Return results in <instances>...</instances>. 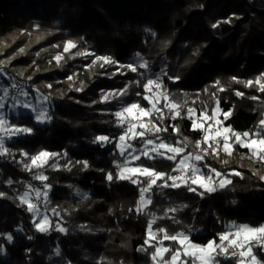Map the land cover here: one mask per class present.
Segmentation results:
<instances>
[{
  "label": "trees",
  "instance_id": "trees-1",
  "mask_svg": "<svg viewBox=\"0 0 264 264\" xmlns=\"http://www.w3.org/2000/svg\"><path fill=\"white\" fill-rule=\"evenodd\" d=\"M229 19L230 23H223ZM217 22H221L219 27L213 28L212 24ZM142 27L152 28L156 36H146ZM2 39L7 40L8 46H2L5 50L0 53V60L14 56L11 66L20 74L5 67L7 75H0V80L9 84L11 76L29 92L38 89L44 95L50 93L53 119L40 126L29 113L11 117V121L33 126L35 131L26 138L7 142L14 159L0 157V191L7 194L0 197V233H11L14 237V242L8 244L0 236V244L5 247V252L0 253V264H97L101 257L105 258L104 264H151L147 253L137 251L145 239L149 217L129 211L138 201V188L128 181H107L106 173L112 172L115 177L114 161L122 162L123 158L117 154L114 143L105 148L91 143L99 134H119L121 130L116 127L112 113L121 104L138 99L146 103L135 93L142 92L147 78L161 74V70L180 78L172 82L162 76L170 85L174 100L184 104L182 116L190 106L199 114L202 101L207 103L211 114L215 101L210 98V92L215 91L216 81L225 89L218 93L220 107L224 111L234 109L225 126L231 125L242 132L254 128L264 113V94L232 80L233 77L255 80L264 73V0H0ZM67 40L76 42L78 48L63 52ZM21 47L24 52L20 54ZM78 50L111 56L121 64L138 62L139 53L149 69H141L143 75H140L125 68L121 71L127 75L110 76L117 71L116 65L101 69L98 62L89 69L86 65L95 56L87 59L75 56ZM58 53L63 55L59 64L53 59ZM69 75H73V81L67 80ZM133 81H139V86ZM49 84L51 89L47 87ZM81 84L86 87L76 91ZM126 86L129 94L122 101L93 103L100 100L102 90ZM205 88L210 92L205 93ZM235 90L245 92L246 96L236 97ZM248 95H259L261 100H249ZM220 119L223 120L222 114ZM164 123L179 125L180 134H173L169 127L162 134L163 139L172 143L184 141L187 151L195 150V141L202 133L190 130L188 119H166ZM134 144L142 146L139 141ZM21 150L30 154L39 150L67 152V158L60 159L59 169H45L52 185L49 207L61 214L52 219L62 220L68 229L66 234L36 232L26 206H18L16 196L25 186L40 184L18 163L23 159ZM68 159L86 160L90 166L84 169L74 164L68 171L63 167ZM137 163L163 172H171L175 166L160 157ZM205 163L222 172L235 169L243 176L232 175V184L204 196L181 188L164 189L162 197L160 190H154V204L149 208L158 216L169 206L187 205L169 214L180 223L164 219L154 228L166 227L170 233L191 229L192 239L204 244L233 222L264 224V180L259 179V175H264V165L248 160L247 149L238 146L232 156L221 152L216 158L210 154ZM254 170L259 175H254ZM9 179L13 181L11 185L7 183ZM80 189L91 191L90 197L75 198ZM81 225L85 227L82 229ZM29 236L33 238L29 240ZM57 249L60 256L56 255Z\"/></svg>",
  "mask_w": 264,
  "mask_h": 264
},
{
  "label": "snow or ice",
  "instance_id": "snow-or-ice-1",
  "mask_svg": "<svg viewBox=\"0 0 264 264\" xmlns=\"http://www.w3.org/2000/svg\"><path fill=\"white\" fill-rule=\"evenodd\" d=\"M229 20L223 23H230ZM221 22L213 23L212 27L217 28ZM38 27V26H37ZM147 31V29L145 30ZM153 35H155L153 33ZM60 47V45H54ZM78 45L73 40H67L63 44V52L68 53L72 49H77ZM20 53L24 49L19 50ZM75 56L84 57L95 56L91 64L86 65L91 69L93 66L104 69L106 65H116L117 71L110 74L115 76L127 75L121 69L136 74L143 75L141 69H149V64L146 60L137 53L139 62L121 64L114 60L111 56H99L92 52L76 51ZM53 59L59 64L63 59V55L58 53ZM7 65L6 61L0 60V75H7L4 71ZM162 76H166L172 82L178 81V76H169L167 72L161 70V74L147 78L142 85V92L137 91L135 96L140 97L147 106L141 103V100H135L128 103H123L115 110L112 115L115 117V125L121 131L115 136L107 134L96 135L91 143L98 144L101 148L114 143V149L117 154L123 158L122 162H115L117 169L115 177L112 172L106 173V180L112 182L128 181L132 185L137 186L139 198L135 208H130V212L143 214L149 219L146 224V234L143 244L138 248V252L147 253L151 264H222V261H233L234 264H264V224L259 226H250L248 224H236L235 222L225 225L224 230L216 233L206 243H196L192 239V230L176 231L170 233L166 227H155L159 220L170 219L177 224L175 216H170V213H177L187 205L179 207L169 206L162 216H158L154 211H151L149 206L154 204V190H160L159 195L165 196L164 189H181L184 188L190 193L204 196L206 193L216 192L219 189H225L232 184V175L242 177L243 174L233 169L231 172H222L210 164L205 163L206 157L210 154L213 157L219 158L223 152L227 156H232L238 146L240 149H247V159L253 163L264 165V113L260 114L254 128L237 131L231 125L225 126V122L231 117L233 108L224 111L220 107L219 92L225 91L220 87V81H216L213 85L215 91L205 88V93L210 92V98L215 101V107L211 108L209 114L208 105L206 102H201L202 107H187L186 115L182 116L184 104L177 103L169 93L164 84ZM10 85H0V157L15 158L12 149L6 146L8 141L19 140L34 134V127L23 123H17L14 120L10 121L7 118L5 111L6 106L13 113L17 109L28 110L32 114V118L37 124L50 123L53 119L49 110L51 103V94L44 95L36 91L35 103L32 96L25 86L20 84L14 77H10ZM28 79H31L29 77ZM68 81H73V75L67 77ZM235 83L241 84L244 88L254 89L257 93L264 94V73H261L255 80H240L232 78ZM139 86V81H133ZM51 89L52 85H47ZM86 85L81 84L76 91H82ZM129 89H114L111 91L101 92L100 100L93 103L110 104L112 101H122L128 96ZM234 95L238 98H244L246 93L240 90H235ZM199 97V93H197ZM247 98L252 101H260L259 95H248ZM79 102V101H78ZM195 103V102H193ZM22 115V113H20ZM223 115V120L219 119ZM177 118H186L191 122L190 130H199L201 138L195 141V150L187 151L188 145L181 140L175 143L168 142L162 138L163 133H167L171 127L173 134H180V127L176 124L165 126V120L170 119L175 121ZM185 141L187 137L184 138ZM139 141L142 145L140 148L134 146V142ZM67 152H52L48 150H39L35 154H30L27 151H20V156L23 158L18 163L23 164V170L32 174V179L39 181L41 187H37L31 183L25 186V190L16 196L20 207H24L25 211L31 214V223L36 232L47 234L51 231L66 234L68 229L63 226L62 220L53 221L52 217H60V212L56 208H50L51 204L49 193L52 190V185L48 183L49 177L45 174L46 168L57 170L61 167L60 159L67 158ZM157 157L166 159L174 163L171 172L158 171L153 167L147 166L144 163H137L142 159L155 160ZM179 158V159H178ZM244 156L241 157L243 159ZM50 161H52L50 163ZM227 163V161H223ZM80 164L84 169L90 165L88 161H71L66 160L63 165L68 171H71L70 165ZM103 171V170H101ZM254 175H259L258 171L253 172ZM259 179L264 180V175H259ZM9 185L13 183L11 179L7 181ZM7 194L0 191V197H5ZM81 198H87V194H80ZM51 213V215H49ZM85 226L81 225L83 229ZM17 231L22 232V228H17ZM8 244L14 242V237L11 233L3 234ZM31 240L33 237H27ZM165 241L169 242L165 245ZM151 250V251H150ZM256 250H259V254ZM5 252V247L0 244V253ZM56 255L60 256L59 249L56 250ZM104 257H101L97 264H104Z\"/></svg>",
  "mask_w": 264,
  "mask_h": 264
},
{
  "label": "rangeland",
  "instance_id": "rangeland-1",
  "mask_svg": "<svg viewBox=\"0 0 264 264\" xmlns=\"http://www.w3.org/2000/svg\"><path fill=\"white\" fill-rule=\"evenodd\" d=\"M147 29V31H145ZM141 30H142V33L143 34H145L146 36H150V37H155L156 36V32L152 29V28H150V27H142L141 28ZM153 33L155 34V35H153ZM7 40L6 39H2V41H0V53L2 52V51H4L5 49H3L2 50V46H4V45H6V46H8L7 45V42H6ZM10 44V43H9ZM10 46V45H9ZM20 49H23V47H21ZM19 49V50H20ZM18 50V52L20 53V51ZM24 52V51H23ZM22 52V53H23ZM89 52V51H88ZM21 54V53H20ZM14 58V56L13 57H11L10 59H8V57H7V59H5L4 61H6L7 62V65H6V67H8L11 71H13V72H15V73H17V74H20V72L15 68V67H12L11 66V59H13ZM139 62V61H138ZM22 75V74H21ZM155 75H157V74H155ZM155 75H153L152 77H154ZM11 77V76H10ZM162 78V77H161ZM164 81V80H163ZM164 84L166 85V87H167V89H168V91H169V93L171 94V96L173 97V93H172V91H171V89H170V85L169 84H167L165 81H164ZM0 85H4V86H8V85H10V83L9 84H7L6 83V81H1L0 80ZM40 92V91H39ZM41 93V92H40ZM30 94H31V96H32V99H33V102L35 103V99H36V91L34 90V91H31L30 92ZM43 94V93H42ZM173 99H174V97H173ZM177 103H180V102H178L177 100H175ZM182 103V102H181ZM143 104V103H142ZM144 106H147V104L146 103H144L143 104ZM191 107V106H190ZM51 109H52V101H51V103H50V105H49V110L51 111ZM5 111H6V113H7V118L11 121V117H12V115H18V114H20V113H29L28 112V110H24V109H17V111H16V113H13L9 108H7V106H6V109H5ZM30 114V113H29ZM221 116V115H220ZM220 116H219V119H220ZM47 124H49V123H46V124H39L40 126H45V125H47ZM134 146L135 147H137L135 144H134ZM137 148H140V147H137ZM179 159V158H178ZM140 162V161H139ZM35 186H37V187H41V184H38V185H35ZM219 190H221V189H219ZM52 191V190H51ZM51 193V192H50ZM50 193H49V195H50ZM80 194H87V198H89L90 197V195H91V191H88V190H83V189H80V190H78L77 192H76V194H75V198H77L78 200H80V199H87V198H81V195ZM49 215H50V213H49ZM165 245H167V244H165ZM222 264H225L224 263V261H222Z\"/></svg>",
  "mask_w": 264,
  "mask_h": 264
}]
</instances>
